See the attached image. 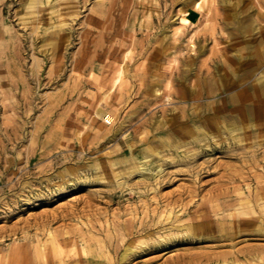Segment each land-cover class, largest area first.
<instances>
[{"label":"rangeland","instance_id":"1","mask_svg":"<svg viewBox=\"0 0 264 264\" xmlns=\"http://www.w3.org/2000/svg\"><path fill=\"white\" fill-rule=\"evenodd\" d=\"M0 264H264V0H0Z\"/></svg>","mask_w":264,"mask_h":264},{"label":"bare ground","instance_id":"2","mask_svg":"<svg viewBox=\"0 0 264 264\" xmlns=\"http://www.w3.org/2000/svg\"><path fill=\"white\" fill-rule=\"evenodd\" d=\"M188 132L191 134V137H192L193 139H195V138H194V135H193V133H192V131L189 130Z\"/></svg>","mask_w":264,"mask_h":264}]
</instances>
